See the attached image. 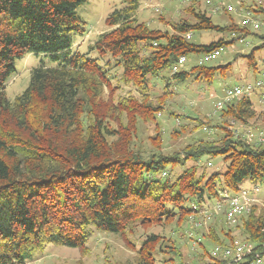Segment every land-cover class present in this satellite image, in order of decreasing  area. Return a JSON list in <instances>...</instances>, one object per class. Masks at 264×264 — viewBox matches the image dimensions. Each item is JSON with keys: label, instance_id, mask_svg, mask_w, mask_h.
Returning <instances> with one entry per match:
<instances>
[{"label": "trees", "instance_id": "trees-1", "mask_svg": "<svg viewBox=\"0 0 264 264\" xmlns=\"http://www.w3.org/2000/svg\"><path fill=\"white\" fill-rule=\"evenodd\" d=\"M87 1L0 0V264H26L49 244L84 253L92 229L115 234L134 250L130 260L109 264H173V257L181 260L180 237L163 243L161 236L151 233L136 249L128 239L135 226L173 219L176 225L184 221L194 226L184 234V244L202 249L207 264H235L231 257L212 256L206 247L229 246L236 240L253 245L237 264L252 261L263 253L264 209L253 205L227 224L223 207L203 235L195 225L196 219L203 218L198 213L190 218V204L210 207L223 191L236 194L244 180L264 182V143L235 137L230 126V122L247 125L261 117L264 128V110L258 112L245 97L226 103L216 116L220 122L214 127L219 133L184 145L180 151L164 153L158 148L147 154L134 149L132 141L137 120L155 119L164 109L168 92L152 103L147 88L150 77L163 80L167 88L169 79L160 75L163 71L170 70L171 77L179 80L195 73L194 79L210 82L221 69L230 67V63L207 66L208 62H199L188 71L173 72L179 56L204 54L256 36L261 44L238 56L247 58V68L257 76L264 57L259 64L254 50L264 47V30L241 23V14L249 11L264 18V3L235 0V11H229L231 4L216 0L220 11L211 13L201 8L200 0L175 1L183 4L178 9L190 18L180 17L163 31L137 18L140 0H121L123 6L104 20L110 29L100 33L90 49L112 58L122 70L121 80L136 86L141 99L123 96L112 102L103 95L104 87H113L109 68L73 49L76 38L87 31L86 22L76 13ZM217 17L228 21L219 25ZM196 31L227 37L196 44L191 41ZM28 53L47 55L59 64L34 67L27 87L10 101L5 84L15 72V60ZM123 112L125 118L133 117L125 125L120 120ZM203 116L208 120L198 121L197 126L215 120ZM219 155L228 162L223 173L208 172L206 165H199L201 158ZM231 227L238 229V235ZM158 253L164 255L157 258Z\"/></svg>", "mask_w": 264, "mask_h": 264}, {"label": "rangeland", "instance_id": "rangeland-1", "mask_svg": "<svg viewBox=\"0 0 264 264\" xmlns=\"http://www.w3.org/2000/svg\"><path fill=\"white\" fill-rule=\"evenodd\" d=\"M200 0L201 8L205 7L208 12L214 13L213 8L221 7L217 2L212 4L203 3ZM264 3V0H260ZM225 3L235 4V0H225ZM183 4L172 0H140L139 9L136 12L137 18L150 24L153 28L166 30L171 22L177 21L180 17L189 19V15L180 11L179 7ZM123 6L121 0H88L76 9V13L86 22L87 31L84 35L76 38L73 49L86 53L89 57L97 58L98 62L107 70L110 77L112 88L104 87L103 95L109 96L112 102L120 97H133L138 101L141 99L138 88L132 84H128L121 80L122 70L114 66V60L108 56L100 57L90 46L102 32L108 31L110 28L106 26L105 18L115 9ZM178 9V10H177ZM220 11L217 10L216 12ZM215 12V13H216ZM228 18L217 17L215 23L223 25ZM264 30V26L261 31ZM227 35H223L215 31H196L192 33L191 41L196 44H208L211 41ZM261 44V40L256 36L249 35L243 42L236 41L233 44L225 46L219 56L206 63L207 66H219L230 63L228 69L224 68L218 72L212 81L208 82L204 79H194L195 73L189 74L184 80L174 79L171 77V71L166 70L160 73L169 79V84L164 88L165 82L157 78H149L147 81L149 99L152 103H156L159 96L164 91H167L164 98L163 111L156 113V118L137 120V132L133 137L132 147L134 149L144 150L147 154L157 150L164 153L180 151L184 145L196 143L199 140H204L208 136H214V133H219V130L214 126L219 123L216 120L218 112H214V102L223 94V90L231 85L239 84L253 78L252 71L247 68V58L238 56L239 54L247 55L250 53L253 46ZM255 60L260 64V59L264 57V47L254 50ZM109 58V59H108ZM202 59V53H191L186 56L185 62L179 67V70L188 71L191 66L196 65ZM44 65L48 67H57L59 62L51 60L47 55L40 53H28L23 57L16 59L14 62V74L7 80L4 88L5 96L8 100L20 94L28 85L31 70L38 66ZM262 65L259 66V70ZM259 72L256 73L258 75ZM251 101L255 104L256 110L260 112L264 110V105L259 103L258 97L253 96ZM257 112V113H258ZM203 115H209V118L214 120L203 125H198L200 121L208 120ZM152 117V115H151ZM135 119V118H134ZM120 120L125 125L133 120L125 118V112L120 113ZM199 121V122H198ZM262 118L252 119L247 125L230 122L232 129H237L242 136V133L251 129V134L256 135L257 130L264 129ZM259 127V128H258ZM263 127V126H262ZM180 131L181 133H179ZM159 137L157 142L156 138ZM244 138V137H243ZM255 138V137H254ZM155 144H151L152 141ZM254 140L250 141L253 142ZM157 145V146H156ZM160 146V147H159ZM146 154V155H147ZM193 164L188 162L187 165ZM207 166L208 172L223 173L226 170L228 162L221 155L208 159L203 157L200 159L199 165ZM257 191H254V187ZM240 190L244 189L249 192L250 201L247 202V209L256 205L259 209H264V182H252L244 180L239 185ZM233 194V193H230ZM208 202L210 200H207ZM214 204V199L210 202ZM209 204V203H208ZM185 206H189L185 204ZM246 212V211H245ZM244 212V213H245ZM196 219L201 227L200 234L208 233V224L213 218ZM216 216V215H215ZM190 220V218L188 217ZM191 223L182 222L176 225L175 219L170 223H162L157 225H148L145 227L135 226L133 232L128 236V239L133 243L135 249L139 247L141 241L151 233L162 237V242L165 243L169 238L176 236L181 249V260L178 257H173V264H207L208 257L202 256L203 250L197 248V245L189 243L185 245L186 233L191 232ZM194 227V226H193ZM235 235H238V229L231 227ZM185 234V235H184ZM168 243V242H167ZM86 252H81L79 248L67 246H56L49 244L41 253L34 254L33 258L26 264H77L81 261L82 264H109L118 261L130 260L134 256V250L129 249L127 244L115 234L99 232L92 229L86 242ZM211 251V245L206 247ZM161 253L157 254V258H161ZM169 257V254H165ZM172 257V256H171Z\"/></svg>", "mask_w": 264, "mask_h": 264}, {"label": "built area", "instance_id": "built-area-1", "mask_svg": "<svg viewBox=\"0 0 264 264\" xmlns=\"http://www.w3.org/2000/svg\"><path fill=\"white\" fill-rule=\"evenodd\" d=\"M177 2H185L187 0H172ZM216 0H205V3L212 4ZM220 5V4H219ZM220 7L216 6L213 8V12L219 10ZM227 9L229 11H235L233 5H228ZM241 23L251 26L253 29H260L264 26V18L260 16H255L253 13L246 11L241 14ZM189 37V35H187ZM223 48H216L209 52L202 54V59L200 63L209 62L216 59ZM185 56H179L172 66V71L175 72L178 68L185 62ZM264 66V64H263ZM253 96L258 97L259 103L264 105V67L260 70L259 74L253 77L251 80L245 82L234 84L226 87L223 90V94L214 102V112H218L226 103L232 101H237L242 97L251 98ZM235 137L240 136V133L237 129H234ZM242 136L248 141L255 143H264V129H259L256 132V135L251 134V129L242 133ZM255 137V138H254ZM254 191H257V187H254ZM249 192L241 189L236 194H229L226 191H223L220 197L212 204L210 207H201L196 203L190 204V209L192 214L190 218H193L194 214L198 213L202 218H209L210 216L216 214L223 207L224 209V219L227 224H233L237 216L243 214L245 211H248L246 205L249 199ZM195 225L200 226L198 222ZM253 245L248 241H239L236 240L233 245L229 246H220L215 245L211 250V255L221 258L231 257L232 263H239L243 258L252 251ZM247 264H264V244H263V253L261 255H255L254 259Z\"/></svg>", "mask_w": 264, "mask_h": 264}]
</instances>
